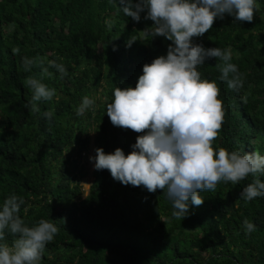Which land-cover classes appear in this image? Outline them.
<instances>
[{
  "label": "trees",
  "instance_id": "16d2710c",
  "mask_svg": "<svg viewBox=\"0 0 264 264\" xmlns=\"http://www.w3.org/2000/svg\"><path fill=\"white\" fill-rule=\"evenodd\" d=\"M256 5L252 22H233L225 14L192 38L205 48L229 50L243 74V88L234 91L220 79L221 61L198 66L202 79L217 83L225 109L216 150L264 155V0ZM121 7L119 0H0V206L16 194L24 200L19 215L28 226L41 219L56 224L59 231L39 264H264V196L250 202L240 197L251 174L199 192L203 204L189 201L182 220L172 216L166 190L124 185L107 169H94L83 189L87 174L77 177L73 155L86 151L93 134L95 150L133 151L144 133L114 126L107 105L115 88H135L143 66L166 56L173 43L146 34L154 23L144 19L146 11L136 22ZM131 38L136 40L128 46ZM24 57L38 64L26 71ZM49 61L63 64L68 75L61 79ZM29 77L56 90L51 100L37 102L39 112L31 110ZM85 96L95 103L78 116ZM245 219L255 225L250 234ZM14 239L6 231L0 243Z\"/></svg>",
  "mask_w": 264,
  "mask_h": 264
},
{
  "label": "clouds",
  "instance_id": "9594fccd",
  "mask_svg": "<svg viewBox=\"0 0 264 264\" xmlns=\"http://www.w3.org/2000/svg\"><path fill=\"white\" fill-rule=\"evenodd\" d=\"M124 14L134 21H153L146 34L164 37L173 43L167 55L160 56L143 66L135 88L120 87L114 90V99L107 105V115L114 126L144 133L125 155L117 148L106 154L97 148L94 160L96 170L107 169L113 179L124 185L141 186L148 192L166 190L172 202V216L182 220L189 215L190 204L200 206L201 191H215L221 182L237 184L250 174L254 180L245 186L240 197L250 202L264 196V155L259 152H229L213 148L222 128L225 109L219 99L220 88L215 81L201 78L197 70L206 60L221 61L216 67L220 79L229 89L243 88V74L231 63L229 50L218 47L205 48L193 43V37L203 36L212 28L214 20L224 19L225 14L235 21L252 22L257 9L256 0H119ZM111 26V25H109ZM136 39L131 38L128 46ZM18 51V50H17ZM43 61H39L42 64ZM38 64L36 58H23L26 71ZM63 79L68 75L63 64L49 61ZM42 74L51 75L48 67ZM25 84L33 91L31 110L39 112L37 102L51 100L56 90L40 80L29 77ZM95 101L83 97L77 115H83ZM50 117L51 113L46 112ZM24 204L22 197L9 195L0 206V241L5 232L16 239L11 245L0 243V264H39L46 244L51 242L59 229L53 221L41 219L28 226L19 215ZM246 234L255 231L254 223L244 220Z\"/></svg>",
  "mask_w": 264,
  "mask_h": 264
},
{
  "label": "rangeland",
  "instance_id": "374dc122",
  "mask_svg": "<svg viewBox=\"0 0 264 264\" xmlns=\"http://www.w3.org/2000/svg\"><path fill=\"white\" fill-rule=\"evenodd\" d=\"M95 142H94V134L91 137L90 144L85 152H82L81 155L78 153H75L73 155V158L71 160L72 165L75 164V159L77 160L78 167L75 169L74 166L72 168L74 169L75 173L77 174V177L82 173H86L87 176L84 177L81 180V184L83 186V189L87 192L93 179H94V160H90V157H95Z\"/></svg>",
  "mask_w": 264,
  "mask_h": 264
}]
</instances>
